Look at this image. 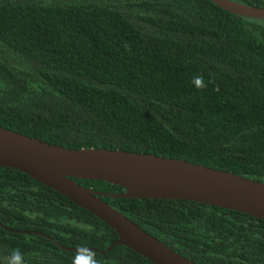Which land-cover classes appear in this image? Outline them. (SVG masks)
<instances>
[{
	"label": "trees",
	"instance_id": "obj_1",
	"mask_svg": "<svg viewBox=\"0 0 264 264\" xmlns=\"http://www.w3.org/2000/svg\"><path fill=\"white\" fill-rule=\"evenodd\" d=\"M0 127L264 183V20L210 0H0ZM74 181L196 264H264V220L189 201L112 198L125 190ZM117 240L58 192L0 167V264L15 249L23 264H86L78 248L101 264H153L124 246L101 253Z\"/></svg>",
	"mask_w": 264,
	"mask_h": 264
},
{
	"label": "water",
	"instance_id": "obj_2",
	"mask_svg": "<svg viewBox=\"0 0 264 264\" xmlns=\"http://www.w3.org/2000/svg\"><path fill=\"white\" fill-rule=\"evenodd\" d=\"M210 1L238 17L264 20V8L233 0ZM0 167L29 175L114 230L118 240L101 253L124 246L153 264L196 263L111 207L102 199L107 194L82 187L74 179L104 182L125 190L121 195H110L112 198L189 201L264 220V183L183 160L126 151L72 150L0 127Z\"/></svg>",
	"mask_w": 264,
	"mask_h": 264
},
{
	"label": "clouds",
	"instance_id": "obj_3",
	"mask_svg": "<svg viewBox=\"0 0 264 264\" xmlns=\"http://www.w3.org/2000/svg\"><path fill=\"white\" fill-rule=\"evenodd\" d=\"M202 78L198 79L196 82L200 84ZM95 253L90 249L84 248L83 251L81 249H77L76 252V260L77 262L83 260L86 264H101L100 261L95 259ZM8 264H23V256L19 252L18 249L13 250L11 257L9 258Z\"/></svg>",
	"mask_w": 264,
	"mask_h": 264
}]
</instances>
